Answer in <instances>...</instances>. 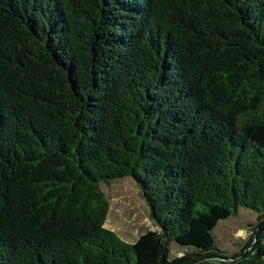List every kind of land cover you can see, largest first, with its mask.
Segmentation results:
<instances>
[{
  "label": "trees",
  "instance_id": "16d2710c",
  "mask_svg": "<svg viewBox=\"0 0 264 264\" xmlns=\"http://www.w3.org/2000/svg\"><path fill=\"white\" fill-rule=\"evenodd\" d=\"M125 178L134 243L105 228ZM0 264H264V0H0Z\"/></svg>",
  "mask_w": 264,
  "mask_h": 264
},
{
  "label": "rangeland",
  "instance_id": "374dc122",
  "mask_svg": "<svg viewBox=\"0 0 264 264\" xmlns=\"http://www.w3.org/2000/svg\"><path fill=\"white\" fill-rule=\"evenodd\" d=\"M102 191L110 204L105 228L130 243H134L143 233L156 230L148 205L132 178L116 181L110 186L102 185ZM256 224L257 214L241 208L237 216L221 221L215 228L217 246L228 255L239 252L252 238ZM180 248L175 244L171 251Z\"/></svg>",
  "mask_w": 264,
  "mask_h": 264
},
{
  "label": "water",
  "instance_id": "95a60500",
  "mask_svg": "<svg viewBox=\"0 0 264 264\" xmlns=\"http://www.w3.org/2000/svg\"><path fill=\"white\" fill-rule=\"evenodd\" d=\"M141 191V190H140ZM150 212V211H149ZM227 260H230V259H227Z\"/></svg>",
  "mask_w": 264,
  "mask_h": 264
}]
</instances>
